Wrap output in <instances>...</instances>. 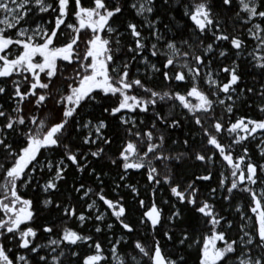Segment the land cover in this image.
Masks as SVG:
<instances>
[{
  "label": "snow or ice",
  "instance_id": "snow-or-ice-1",
  "mask_svg": "<svg viewBox=\"0 0 264 264\" xmlns=\"http://www.w3.org/2000/svg\"><path fill=\"white\" fill-rule=\"evenodd\" d=\"M193 251L264 264V0H0V264Z\"/></svg>",
  "mask_w": 264,
  "mask_h": 264
},
{
  "label": "trees",
  "instance_id": "trees-1",
  "mask_svg": "<svg viewBox=\"0 0 264 264\" xmlns=\"http://www.w3.org/2000/svg\"><path fill=\"white\" fill-rule=\"evenodd\" d=\"M157 6L159 7V0H157ZM172 14L176 16L177 20H180L181 19V16L178 14V12L176 10H172ZM125 19H131L132 18V13L129 11V10H126L125 13H124V17ZM165 22H167V18L165 17ZM248 79V82L250 83L251 80L250 78H247ZM99 114V112H97V115ZM239 114H248V115H257L256 112L254 111H250L249 109L245 108V107H241L239 112H238V115ZM115 148V145H113V149ZM253 151H255V148L253 146ZM97 167H103L105 171H108V168L110 167L109 165H107L106 162H104L103 164H100L98 163L97 164ZM191 171L190 168H184L181 170L182 174H185L187 175L189 172ZM114 174V173H113ZM72 177H73V172L70 171L69 173V177H68V184L67 185H64L62 184L61 185V191L64 192L65 196H67V189L70 188L71 186V180H72ZM140 179L138 176H134L133 177V183L136 182V180ZM216 180L214 179L211 184L214 186L216 184ZM141 183H143V181H141ZM122 193L124 195L127 196V199L128 201L131 203L132 201V196L129 195L127 192H125L123 189L121 190ZM143 195V193H142ZM163 198H167V196L165 195ZM236 202H242V203H247V200L246 199H242L240 195H237L235 201L233 202L234 204ZM220 206L226 208L228 207V205L224 204L222 201L220 202ZM165 208H167V206H165ZM167 214V213H166ZM224 215L228 218V219H232L234 220L237 224L239 223V218L238 216H235L232 212L228 211V212H224ZM230 236H234L235 235V228L232 230V232L229 233ZM194 256H195V252H191L188 254L187 258H188V261H189V264H194Z\"/></svg>",
  "mask_w": 264,
  "mask_h": 264
}]
</instances>
